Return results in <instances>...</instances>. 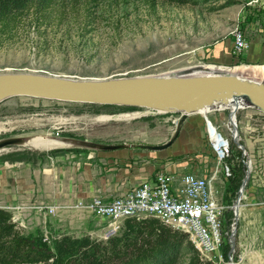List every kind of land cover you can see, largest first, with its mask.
<instances>
[{
    "label": "rangeland",
    "instance_id": "obj_1",
    "mask_svg": "<svg viewBox=\"0 0 264 264\" xmlns=\"http://www.w3.org/2000/svg\"><path fill=\"white\" fill-rule=\"evenodd\" d=\"M237 30L244 32L248 42L245 54L252 56L243 58V54L232 60L231 66L218 64L226 63ZM195 66L219 67L220 74L229 73L264 87V0H192L187 5L169 0H101L76 6L58 3L45 12L33 9L10 25H0V75L105 81L176 77L172 74ZM244 67H249L246 72L242 71ZM204 114L196 116L204 122ZM109 116L113 120H103ZM179 117L177 112L14 97L0 102V140L48 137L75 144V141L142 144L169 139ZM237 118L243 149L233 142V157L225 164L239 173L243 172L241 160L249 159L251 175L234 237L230 242L226 240L221 250L225 260L222 264H264V116L249 108L241 110ZM208 119L219 122L214 113ZM219 128L223 129L221 123ZM196 131L194 128L191 133L185 132V138L191 141L189 148L193 146L191 152L186 153L187 148L183 155L163 162L176 164L193 156L209 161L212 166L213 157L203 142V133L199 138ZM90 150L76 145L17 146L0 152V167L65 164ZM189 171L172 173L181 176ZM177 178L176 186L180 184V177ZM218 186L226 198L238 197L240 187L233 189L228 182ZM243 211L249 216L242 215ZM16 214L22 216V211ZM63 214L64 219L60 214H41L32 223L26 217L25 227L20 228L35 246L50 250L54 239L62 234L106 241L103 238L106 223L92 213ZM228 242L230 251L225 257L224 246Z\"/></svg>",
    "mask_w": 264,
    "mask_h": 264
},
{
    "label": "built area",
    "instance_id": "obj_2",
    "mask_svg": "<svg viewBox=\"0 0 264 264\" xmlns=\"http://www.w3.org/2000/svg\"><path fill=\"white\" fill-rule=\"evenodd\" d=\"M247 49L248 42L244 32L237 30L233 36L231 54L241 57ZM240 111H214V116L219 122L204 117L203 142L213 157V165L210 166L209 161L205 159L184 157L176 165L190 171L179 176L178 186L175 185V175L164 170L157 173L154 181H145L111 202L93 198L90 202L79 201L67 206L43 205L37 209L46 213V216H54L60 210L92 213L106 223L103 237L106 241L119 234L126 219L141 220L154 217L172 229L187 234L199 252L202 262L222 264L225 260L221 250L226 240L230 242L234 237L235 228L240 221L241 208L245 206L242 202L247 199L245 190L251 175V161L242 159L239 165L243 168L244 176L238 197L226 198L218 186L221 182H229L233 177V169L225 164L226 160L232 157V143L237 142L239 149H243L239 141L237 118ZM219 123L223 129L219 128ZM9 210L13 214V221L19 227H25L21 215L16 214L21 213L22 208Z\"/></svg>",
    "mask_w": 264,
    "mask_h": 264
},
{
    "label": "water",
    "instance_id": "obj_3",
    "mask_svg": "<svg viewBox=\"0 0 264 264\" xmlns=\"http://www.w3.org/2000/svg\"><path fill=\"white\" fill-rule=\"evenodd\" d=\"M14 97L99 106H117L180 114L171 138L160 145L115 144L75 141L76 146L91 150L116 151L130 147L152 152L172 148L180 138L185 123L211 101L232 103L244 98L264 114V87L231 74L189 77L120 78L105 81H79L33 74L0 75V102ZM235 103V102H234ZM113 120V116H109ZM25 138L0 140V152L23 146Z\"/></svg>",
    "mask_w": 264,
    "mask_h": 264
},
{
    "label": "crops",
    "instance_id": "obj_4",
    "mask_svg": "<svg viewBox=\"0 0 264 264\" xmlns=\"http://www.w3.org/2000/svg\"><path fill=\"white\" fill-rule=\"evenodd\" d=\"M245 53L243 58L252 56ZM238 58L230 51L225 57L226 63H217L231 66V61ZM211 108L213 110L204 114L208 118L218 110L213 106ZM196 115L188 118L182 137L180 136L173 148L168 151L152 152L133 147L116 151L90 150L82 153L80 158L76 156L72 162L65 164L27 163L0 167V208L10 211L9 208L21 207L24 222L27 220L26 217H29L32 223L38 220L41 214H46L37 209L40 206L74 205L79 201L90 202L93 198L111 202L145 181H154L160 171L167 170L173 173L183 171V168L177 167L176 164L164 163L163 159L177 158L185 153L184 150L191 145V141L185 138V132L191 133L196 128V133L199 134V138L201 137L204 133V122ZM169 139L147 141L142 144L160 145ZM134 144L136 143L128 145ZM190 149H193V146L186 153L191 152ZM177 177L179 176L175 175V184ZM66 211L69 210H60L57 214L62 215L64 219L63 213ZM244 211L242 215L249 216L248 212Z\"/></svg>",
    "mask_w": 264,
    "mask_h": 264
},
{
    "label": "trees",
    "instance_id": "obj_5",
    "mask_svg": "<svg viewBox=\"0 0 264 264\" xmlns=\"http://www.w3.org/2000/svg\"><path fill=\"white\" fill-rule=\"evenodd\" d=\"M101 0H0V25H10L31 10L45 12L58 3L76 6ZM187 5L192 0H169ZM238 155L241 152L238 151ZM233 157V156H232ZM231 157V159H232ZM242 172L234 169L229 184L238 189ZM229 243L224 246L228 256ZM0 264H213L202 262L187 234L154 217L126 219L121 231L107 241L67 234L57 236L53 250L35 246L13 221L12 212L0 208Z\"/></svg>",
    "mask_w": 264,
    "mask_h": 264
},
{
    "label": "bare ground",
    "instance_id": "obj_6",
    "mask_svg": "<svg viewBox=\"0 0 264 264\" xmlns=\"http://www.w3.org/2000/svg\"><path fill=\"white\" fill-rule=\"evenodd\" d=\"M247 68L249 67H244L242 69L243 72L247 71ZM257 68H255L256 70ZM221 68L219 67H214V66H195V67H190V68H186L176 74H172V76H189V75H199L202 76L203 74H209V75H218L221 73ZM262 70H264V67H262ZM230 72V71H229ZM229 74V73H227ZM235 102V103H234ZM233 103L231 101H229L228 103H221V102H217V101H211L209 104L204 105L201 109H200V113H207L211 110H213L211 108V106H213V108H217L218 110L220 109H229L232 110L233 112L236 110H243V109H248L251 108V105L247 102L246 99L244 98H239L236 101H234ZM216 103H218L217 105H215ZM207 107V108H206ZM199 113V114H200ZM104 121H109V117H103ZM31 145L32 147H37V148H51V147H57V146H69V145H75L74 142L72 141H67L65 139H56V138H48V137H38L32 140H26L24 145ZM257 260V259H256ZM259 260V259H258Z\"/></svg>",
    "mask_w": 264,
    "mask_h": 264
}]
</instances>
